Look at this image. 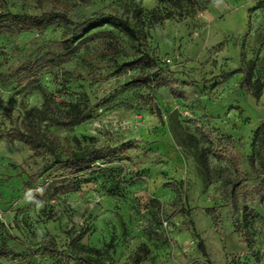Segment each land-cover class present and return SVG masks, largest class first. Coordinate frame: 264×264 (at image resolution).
Masks as SVG:
<instances>
[{
  "label": "rangeland",
  "instance_id": "obj_1",
  "mask_svg": "<svg viewBox=\"0 0 264 264\" xmlns=\"http://www.w3.org/2000/svg\"><path fill=\"white\" fill-rule=\"evenodd\" d=\"M63 1L74 18L123 14L146 41L139 45L104 28L122 46L118 64L144 49L162 71L149 88L137 81L139 69L118 71L113 60L96 55L93 43L33 84L17 71L52 50L63 28L0 36V249L9 252L0 264H83L85 254L70 245L80 231L87 248L105 251L112 244L106 264H264V204L255 193L264 185V129L258 133L264 128V7H257L263 0H196L193 7L166 0ZM134 3L141 4V22ZM59 9L0 0V11ZM251 64L254 84L246 90L243 72L228 74ZM76 105L90 119L73 129L60 126ZM22 124L75 151L74 138L84 137L128 150L81 174L77 192L40 200L56 175L51 157L2 137ZM234 182L240 185L233 192ZM245 206L259 215L248 229ZM49 240L61 255L47 252Z\"/></svg>",
  "mask_w": 264,
  "mask_h": 264
},
{
  "label": "trees",
  "instance_id": "obj_2",
  "mask_svg": "<svg viewBox=\"0 0 264 264\" xmlns=\"http://www.w3.org/2000/svg\"><path fill=\"white\" fill-rule=\"evenodd\" d=\"M39 5L45 2L58 4L59 10L45 11L40 14L27 12H11L0 11V36L10 35L17 36L28 32H42L51 26H61L63 32L61 39L54 42L52 50H48L33 61L25 63L17 74H22V79L33 84L37 83L39 77L46 71L52 68H58L61 65L71 62L79 53H81L90 44L96 43L98 49L96 55L102 59H111L117 64L118 71L126 69H139L140 75L137 81L151 88L161 73V69L157 67V59L144 49H140V56L118 64L117 59L123 53L122 46L117 35L106 27L116 29L139 45H143L146 41L144 35L126 18L123 14L117 11L110 13L96 12L89 16L74 18L71 15L72 7L69 3L63 0H36ZM169 2L181 4L186 1L189 6L193 7L196 0H166ZM133 14L141 22L142 8L140 3L133 4ZM258 8L264 7V0L261 1ZM236 71L244 73L241 82V88L251 89L254 84L255 64L249 65L247 68L235 70L228 75L234 74ZM36 87L41 89V86L36 84ZM177 97H181L180 93L173 90ZM262 90L258 88L255 95L259 97ZM90 114L87 109H82L80 106H72L69 112V119L64 122H59V125L68 129H73L82 125L90 119ZM263 126L258 129V133L263 132ZM2 137L8 141H18L27 146L35 156L43 154L51 157L49 169H53L56 175L47 182L46 186L39 192L38 198L44 200L58 195H68L77 192L80 189L81 182L79 176L100 162H108L120 159V156L128 150V147L117 148L108 145L98 144L94 138L84 137L82 139L74 138V143L78 150H72L62 145L60 139L55 135H43L36 128L22 124L14 126L7 132L2 134ZM88 143L83 147V144ZM212 154L219 160L221 158L218 152L212 151ZM205 165L208 166V155L202 156ZM239 182H234L232 191L234 192L239 186ZM256 195L260 198V202L264 204V185L255 188ZM259 215L249 206L243 208V225L248 229ZM238 234L244 235L242 229L237 230ZM85 236V231H80L76 236L71 238V247L77 252L85 254L79 260L83 264H106V255L113 249L110 244L105 251L87 248L81 244L82 238ZM15 240L13 236H8ZM245 244L250 246V241L245 240ZM46 250L49 254L56 257L61 255V251L56 246L54 240L45 241ZM6 246L0 249V258L8 255ZM199 249L205 258H208L206 247L200 239ZM139 263V259H137ZM210 264V263H208Z\"/></svg>",
  "mask_w": 264,
  "mask_h": 264
}]
</instances>
